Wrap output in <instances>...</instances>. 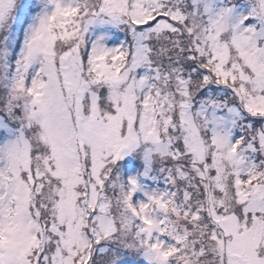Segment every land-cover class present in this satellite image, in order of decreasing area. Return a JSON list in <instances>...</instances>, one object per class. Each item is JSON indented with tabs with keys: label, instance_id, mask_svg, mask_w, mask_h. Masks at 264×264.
Instances as JSON below:
<instances>
[{
	"label": "snow or ice",
	"instance_id": "1",
	"mask_svg": "<svg viewBox=\"0 0 264 264\" xmlns=\"http://www.w3.org/2000/svg\"><path fill=\"white\" fill-rule=\"evenodd\" d=\"M0 264H264V0H0Z\"/></svg>",
	"mask_w": 264,
	"mask_h": 264
}]
</instances>
